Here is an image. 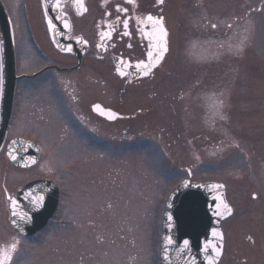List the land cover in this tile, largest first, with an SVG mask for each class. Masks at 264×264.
<instances>
[{"label":"rangeland","instance_id":"374dc122","mask_svg":"<svg viewBox=\"0 0 264 264\" xmlns=\"http://www.w3.org/2000/svg\"><path fill=\"white\" fill-rule=\"evenodd\" d=\"M19 1L6 0L14 14ZM173 9L170 48L151 82L124 86L98 70L92 83L86 70L19 82L6 140L29 138L43 156L19 171L0 155V248L15 238L4 186L46 176L61 197L11 264H158L163 204L188 173L222 183L233 211L217 264H264V0H176ZM26 44L20 72L42 64ZM50 79L61 83L52 90ZM68 80L82 87L70 94ZM95 100L123 117H96Z\"/></svg>","mask_w":264,"mask_h":264},{"label":"flooded vegetation","instance_id":"af4514ba","mask_svg":"<svg viewBox=\"0 0 264 264\" xmlns=\"http://www.w3.org/2000/svg\"><path fill=\"white\" fill-rule=\"evenodd\" d=\"M0 2L6 10L18 63L17 74L21 76L17 79V88L19 82L25 81L31 84L44 74H51L53 77L63 72L73 73L82 70L88 72V79L91 83L94 81L92 78L94 70H98L106 76L115 75L116 80L124 86L146 84L155 78L157 68L162 64L170 48L172 32L170 15L175 12L173 8L176 0H159V2L158 0H132V2L129 0H20L19 7H15L18 14L11 11L6 0H0ZM58 3L59 7H57ZM80 4L83 5L82 8ZM182 7L184 10L189 9L186 4ZM149 16L153 17V21L147 19ZM125 20L128 22L126 28ZM155 20L161 21L166 32V36L163 37L166 51L162 55L160 25L155 24ZM21 40L28 43L27 46L22 45L23 49H27L35 59L42 62L36 70L20 72L22 64L20 59L18 62V55ZM158 56L160 59L157 62ZM33 57L29 56L30 61H27L26 66ZM141 62H143L142 65ZM138 65L141 66L138 67ZM47 82H49L47 86L49 85L54 90L61 80L50 79ZM68 82L70 80L65 81L63 85L72 86L71 90L69 89L70 94L77 92L74 90L77 85L82 87L83 84L81 80H73L69 84ZM98 83L95 84L98 85ZM75 96L73 98L77 100L78 97ZM15 101L16 97L14 105ZM95 102L104 105L102 100H95ZM93 103L89 104V109L95 115L91 109ZM131 116L134 117V115ZM5 147L2 146L0 149V155L16 170L29 171L38 166L42 160L43 150L39 161L32 167H15L4 155ZM45 177L28 178L19 182L12 190L6 189L3 185L5 188L2 196V206L5 210L3 219L7 222L5 227L15 235L14 242H11L8 248L4 244L1 245L0 260H3V264H11L18 243L21 240L24 241L25 238L28 239L16 233L10 226L7 196H11L24 183ZM50 221L41 232L46 230ZM34 236L35 234L32 237ZM12 245L15 247L12 248ZM5 252L8 253L10 259L4 260L3 253Z\"/></svg>","mask_w":264,"mask_h":264},{"label":"water","instance_id":"95a60500","mask_svg":"<svg viewBox=\"0 0 264 264\" xmlns=\"http://www.w3.org/2000/svg\"><path fill=\"white\" fill-rule=\"evenodd\" d=\"M0 146L8 126L15 86V60L6 13L0 4ZM109 119L110 110H97ZM111 118L109 120H112ZM7 154L18 166L32 164L38 157V147L23 138H13L7 144ZM11 147V148H10ZM9 148L15 150L13 156ZM23 151V154H20ZM15 157V159H13ZM28 161V163H27ZM29 195V204L25 203ZM45 200L43 205H31V195ZM44 194V196H43ZM58 187L49 180L33 182L17 191L9 206L12 227L23 235L40 229L53 214L57 206ZM230 211L225 212L223 204ZM220 212V215H217ZM15 213V214H14ZM232 214L224 186L215 182H191L185 179L171 193L164 205L162 217L163 235L159 246V264H213L220 260L223 249L222 220ZM218 232L219 237L213 232ZM169 239L171 243H169ZM187 241V246H185ZM220 255H216V251Z\"/></svg>","mask_w":264,"mask_h":264},{"label":"snow or ice","instance_id":"6c2138e0","mask_svg":"<svg viewBox=\"0 0 264 264\" xmlns=\"http://www.w3.org/2000/svg\"><path fill=\"white\" fill-rule=\"evenodd\" d=\"M129 2H132V0H129ZM158 2H159V0H158ZM79 6H80V8L83 7L82 4H80ZM57 7H59V3L57 4ZM147 19H148L149 21H153V17H151V16L147 17ZM127 23H128L127 20H125V21H124L125 28L127 27ZM154 23L157 24V25H160V36H161L160 49H161V55H162V53H163L164 51H166V47L164 46V43H163V37L166 36V32L164 31L163 26H162L160 20H155ZM67 26H68V25L66 24V27H67ZM125 34H127V33H125ZM105 35H107V34H105ZM69 50H70V49H69ZM151 55H152V53L150 52V53H149V56L151 57ZM159 59H160V57L158 56V57H157V62L159 61ZM142 64H143V62H141V65H142ZM141 65H138V67H140ZM121 74H123V73H121ZM145 74H147V73H145ZM94 108L98 109L99 106H98V105H97V106H94ZM111 118H114V114H111V113H110V114H109V119H111ZM13 159H15V157H13ZM221 203L223 204L222 201H221ZM223 208H224L225 212L230 211V210L227 208V205H226V204H223ZM14 214H15V213H14ZM220 214H221L220 212H217V215H220ZM213 235H214V236H217V237L220 236V234H219L218 232H215V231L213 232ZM168 242L171 243V240L169 239ZM184 243H185V246H187V243H188V242L185 241ZM11 247L14 248L15 245H12ZM216 255H217V256L220 255V252H219L218 250L216 251ZM3 257H4V260L10 259V256L8 255L7 252L3 253ZM0 264H3V260H0ZM209 264H213V262H212L211 259H210V261H209Z\"/></svg>","mask_w":264,"mask_h":264}]
</instances>
